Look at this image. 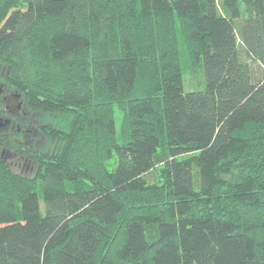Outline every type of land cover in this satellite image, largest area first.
Masks as SVG:
<instances>
[{"label": "trees", "instance_id": "16d2710c", "mask_svg": "<svg viewBox=\"0 0 264 264\" xmlns=\"http://www.w3.org/2000/svg\"><path fill=\"white\" fill-rule=\"evenodd\" d=\"M252 62L264 0H0V65L53 144L15 145L27 175L0 136V264H264Z\"/></svg>", "mask_w": 264, "mask_h": 264}, {"label": "rangeland", "instance_id": "374dc122", "mask_svg": "<svg viewBox=\"0 0 264 264\" xmlns=\"http://www.w3.org/2000/svg\"><path fill=\"white\" fill-rule=\"evenodd\" d=\"M252 68L254 71V75L256 77L262 76V74L264 72V68L262 67V65L260 63L252 62ZM5 76H6V74L4 75V77ZM187 76H191L190 71L185 72V79ZM5 82H7V77H5ZM187 82L188 83H186V80H185V89L186 90H191L192 88H194V86L189 85L191 82L189 77H187ZM9 86L13 92L17 91L16 88H13L10 84H9ZM25 109L29 113L28 114H24V113L21 114L20 118L22 119V121H24V123H27L26 126L22 125V127L23 128H25L27 126L31 127L32 131L26 132L24 134H22L21 132L19 133L18 131L15 132V137L17 139V140H14L15 145H23V146H25V148H29L31 150H39V149L41 150V149L53 148L52 142H50L47 138H44L42 133L38 129V128H40L41 122L45 121L44 115L39 111L33 113V111L30 110L26 105H25ZM13 139H15V138H13ZM8 151H6V148H5L3 151L4 155L8 159L9 164L15 170H17L23 174H27V175H31L35 172L36 165L30 156H28L26 154L20 155V154L16 153V149L10 150L9 152Z\"/></svg>", "mask_w": 264, "mask_h": 264}, {"label": "flooded vegetation", "instance_id": "af4514ba", "mask_svg": "<svg viewBox=\"0 0 264 264\" xmlns=\"http://www.w3.org/2000/svg\"><path fill=\"white\" fill-rule=\"evenodd\" d=\"M4 70H5V68L0 66V84L3 88V91L0 94V136L4 135V136L12 137L11 140L13 141L12 142L13 148L6 147V151H8V150L10 151V150L16 149V146L14 144L15 143L14 140H17L15 137V132L18 131L19 133L21 132L22 134H24L26 132H31L32 128L28 127V126L25 128L22 127V125L26 126L27 123H24V121H22L20 116L22 113H24V114L29 113L25 109V104H24L25 102H24L23 96L21 98L23 100V102H22L21 108L18 111H12L9 108H7V96H9V94L12 93L13 91L11 90L9 84L7 82H5L6 76L4 77V75L6 74V70L5 71ZM14 92H17V91H14ZM38 129L40 131V128H38ZM13 138H15V139H13Z\"/></svg>", "mask_w": 264, "mask_h": 264}, {"label": "water", "instance_id": "95a60500", "mask_svg": "<svg viewBox=\"0 0 264 264\" xmlns=\"http://www.w3.org/2000/svg\"><path fill=\"white\" fill-rule=\"evenodd\" d=\"M3 88L0 84V94L2 93ZM22 94L20 92H12L7 96V108L12 111H18L21 108L23 100Z\"/></svg>", "mask_w": 264, "mask_h": 264}]
</instances>
